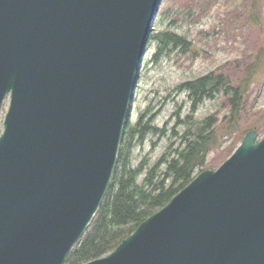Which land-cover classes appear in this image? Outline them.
I'll use <instances>...</instances> for the list:
<instances>
[{
	"label": "water",
	"instance_id": "95a60500",
	"mask_svg": "<svg viewBox=\"0 0 264 264\" xmlns=\"http://www.w3.org/2000/svg\"><path fill=\"white\" fill-rule=\"evenodd\" d=\"M162 1L0 0V264H64L86 231ZM85 264H264V136Z\"/></svg>",
	"mask_w": 264,
	"mask_h": 264
},
{
	"label": "rangeland",
	"instance_id": "374dc122",
	"mask_svg": "<svg viewBox=\"0 0 264 264\" xmlns=\"http://www.w3.org/2000/svg\"><path fill=\"white\" fill-rule=\"evenodd\" d=\"M240 3L241 0H218L203 11V0L162 1L125 124L134 126L141 117V123L147 125L150 121L153 129L141 143L133 142V168L142 164L141 169H150L162 155H171L180 144V135L185 129L182 123L187 117L193 123L207 117L215 122L214 130L220 143L207 154L205 170H216L232 154L235 139L247 130L254 131L258 139L264 136V60L243 98L233 131L227 125L230 113L226 98L218 94L205 98L195 104V111L191 113V99L179 88L209 73L224 74L233 83L240 72L238 66L235 67L237 62H240L239 69L253 62L257 50L264 46V19L260 30L249 28L244 23V14L234 16L233 11ZM158 33L176 34L189 43V48H171L153 61L154 37ZM7 107L6 97L0 110V134ZM163 168L161 165L159 169Z\"/></svg>",
	"mask_w": 264,
	"mask_h": 264
},
{
	"label": "trees",
	"instance_id": "16d2710c",
	"mask_svg": "<svg viewBox=\"0 0 264 264\" xmlns=\"http://www.w3.org/2000/svg\"><path fill=\"white\" fill-rule=\"evenodd\" d=\"M203 1L205 7L201 9L204 11L206 8V11L218 0ZM263 11L264 0H241L233 13L236 18L244 14L246 26L260 30L264 19ZM154 41L156 51L153 61L171 48H189L188 42L173 33H158ZM263 60L264 46L257 50L253 62L243 68L240 66L241 70L240 62H237L235 67L238 66L240 72L233 83L228 76L221 73H209L184 83L179 88L191 99V113L195 111L196 103L217 94L221 95L228 102L230 114L227 125L233 131L243 98L262 67ZM186 121L182 123L185 129L180 135L178 147L171 155H162L150 169H141L142 164L133 168L131 159L133 142L141 143L153 130L149 126L150 121L147 125L142 124L140 117L134 126H125L112 177L102 203L78 243L67 255L64 264H85L105 256L129 236L137 225L162 208L197 173L205 170L207 154L220 143L214 130L215 122L209 117L198 123H193L190 117ZM247 132L249 130L245 133ZM242 137L243 135L235 139L231 153ZM161 165L164 166L163 169H159ZM140 176L143 177L139 182Z\"/></svg>",
	"mask_w": 264,
	"mask_h": 264
}]
</instances>
